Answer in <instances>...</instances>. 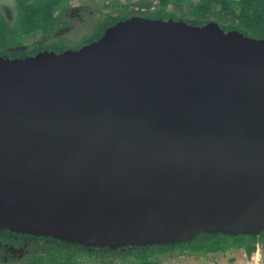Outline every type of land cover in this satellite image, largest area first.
<instances>
[{
  "label": "water",
  "instance_id": "1",
  "mask_svg": "<svg viewBox=\"0 0 264 264\" xmlns=\"http://www.w3.org/2000/svg\"><path fill=\"white\" fill-rule=\"evenodd\" d=\"M118 248L264 230V38L132 15L0 56V229Z\"/></svg>",
  "mask_w": 264,
  "mask_h": 264
},
{
  "label": "trees",
  "instance_id": "2",
  "mask_svg": "<svg viewBox=\"0 0 264 264\" xmlns=\"http://www.w3.org/2000/svg\"><path fill=\"white\" fill-rule=\"evenodd\" d=\"M73 1L14 0L12 19L0 10V56L16 58L43 50L76 49L135 14L194 25L215 21L224 31L264 38V0H89L77 7L80 13H71ZM74 30L81 36L71 47L67 36ZM23 237L30 242V253L20 260L0 259V264H161V257L166 256L206 258L237 250L249 257L257 248L264 256V230L259 235L199 231L186 241L118 248L86 246L49 236Z\"/></svg>",
  "mask_w": 264,
  "mask_h": 264
},
{
  "label": "rangeland",
  "instance_id": "3",
  "mask_svg": "<svg viewBox=\"0 0 264 264\" xmlns=\"http://www.w3.org/2000/svg\"><path fill=\"white\" fill-rule=\"evenodd\" d=\"M87 1L89 0H74L72 3V7L73 9H75L78 6L83 5ZM69 5H71V3H69ZM0 10L8 19H12L15 13L14 0H1ZM87 10L89 9H86V11ZM82 13V15L84 16V12ZM80 36L81 33L77 30L72 31L69 36H67L68 40H70L68 46H76L80 40ZM255 252H253L251 255L255 256ZM250 256L246 257L241 250L228 252L226 254H211L206 258H197L184 255L178 256L176 258H169L166 256L161 257V264H248L251 261ZM258 256L260 257V263L264 264V257L262 258L260 251L258 252ZM127 264L134 263L132 262Z\"/></svg>",
  "mask_w": 264,
  "mask_h": 264
},
{
  "label": "flooded vegetation",
  "instance_id": "4",
  "mask_svg": "<svg viewBox=\"0 0 264 264\" xmlns=\"http://www.w3.org/2000/svg\"><path fill=\"white\" fill-rule=\"evenodd\" d=\"M80 13V8L71 10V13ZM5 230L7 232H5ZM5 232V234H2ZM0 259L5 262L9 260H20L23 259L27 254L30 253V242L26 237H23V233L9 231L5 228L0 229ZM29 235V234H27ZM36 236V235H31ZM36 237H47V236H36ZM260 251V250H259ZM261 253V252H260ZM262 258L264 257L261 254Z\"/></svg>",
  "mask_w": 264,
  "mask_h": 264
},
{
  "label": "built area",
  "instance_id": "5",
  "mask_svg": "<svg viewBox=\"0 0 264 264\" xmlns=\"http://www.w3.org/2000/svg\"><path fill=\"white\" fill-rule=\"evenodd\" d=\"M150 9H153V8H150ZM258 252H259V249L257 248L255 252V256L253 255L250 256L251 261L248 264H261L260 257L258 256Z\"/></svg>",
  "mask_w": 264,
  "mask_h": 264
}]
</instances>
